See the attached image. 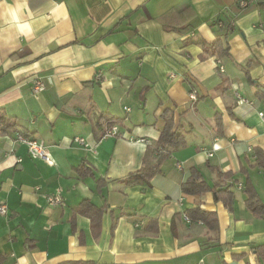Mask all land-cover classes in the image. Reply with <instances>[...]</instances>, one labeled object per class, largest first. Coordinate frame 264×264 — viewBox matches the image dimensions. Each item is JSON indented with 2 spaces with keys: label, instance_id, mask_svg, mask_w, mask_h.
<instances>
[{
  "label": "crops",
  "instance_id": "obj_1",
  "mask_svg": "<svg viewBox=\"0 0 264 264\" xmlns=\"http://www.w3.org/2000/svg\"><path fill=\"white\" fill-rule=\"evenodd\" d=\"M18 3L26 36L6 13ZM217 20L232 27L221 57L207 48ZM166 108L185 145L149 183L118 182L156 162ZM0 110L21 130L0 133V264H264L252 249L264 218L242 191L247 178L264 203V169L253 166V150L264 152V0L242 10L236 0H0ZM103 118L118 136L101 137ZM21 132L48 161L15 140ZM191 168L232 191L231 209L212 188L182 192ZM50 194L61 203L47 204ZM84 200L104 208L96 230ZM196 206L216 213V240L185 221Z\"/></svg>",
  "mask_w": 264,
  "mask_h": 264
},
{
  "label": "trees",
  "instance_id": "obj_2",
  "mask_svg": "<svg viewBox=\"0 0 264 264\" xmlns=\"http://www.w3.org/2000/svg\"><path fill=\"white\" fill-rule=\"evenodd\" d=\"M237 7L238 0H236ZM249 6V5H248ZM247 6V7H248ZM245 7V8H247ZM245 8H240L245 9ZM221 25L219 28V37L212 43L207 45L208 51L215 54L217 57L224 56L228 53L227 46L225 44V39L228 33L232 30L230 23L227 21L217 20L213 22ZM216 24V25H217ZM176 28L177 26H173ZM171 111L166 108L162 114L163 127L159 133L157 139V145L163 147V151L158 154V158L155 163L150 165H143L141 168L135 172L127 174L125 177L118 179L117 181L126 185L135 184L139 182L149 183V180L160 172V167L162 161L170 155V149L175 147H181L185 145V138L180 132H176L173 125V120L171 116ZM264 115V114H263ZM104 122L98 123V128L101 131V137L106 135L107 129L112 125H117V121L110 120L108 118H103ZM214 121L217 127L221 126V118L218 114H215ZM18 124L13 117H6L0 110V133H7L9 130L18 131ZM21 131V130H19ZM23 135L24 132H21ZM24 136L28 137L27 134ZM133 137H138L134 135H128ZM144 138V137H143ZM254 153V163L253 166L260 167L264 169V152L258 148L253 150ZM242 169L241 171H243ZM83 170L81 169V175ZM221 176H230V173L221 174ZM97 183L99 185L103 184L102 179H98ZM214 189L218 199L223 201V204L228 209H231L232 203V191L228 187L219 188L217 184L212 187L203 180L196 168H191L190 176L181 184V190L186 194H201L209 189ZM243 193L245 195V205L248 210L258 218H264V203L261 201L258 193L252 187L249 180L246 178L243 187ZM104 208L101 206H96L88 200H84L81 203V213L86 215L91 221V226L93 230L99 227V222ZM184 215L189 219L190 222H200L202 223L208 231L213 233V239H217L218 233V221L215 212L207 211L201 209L199 206L188 208L184 211ZM156 228V227H155ZM155 228H148L151 231H156ZM253 252L259 259H264V243L257 244L253 246ZM0 262H2V257L0 256ZM58 264H95L90 260H76V261H64Z\"/></svg>",
  "mask_w": 264,
  "mask_h": 264
},
{
  "label": "built area",
  "instance_id": "obj_3",
  "mask_svg": "<svg viewBox=\"0 0 264 264\" xmlns=\"http://www.w3.org/2000/svg\"><path fill=\"white\" fill-rule=\"evenodd\" d=\"M256 1L257 0H238V6H239V8H245L248 5H250L251 3L256 2ZM220 70H222L221 66H220ZM96 77L99 78V75L97 74ZM43 88H44L43 82L41 80H36L32 86V91H33V93H38ZM189 99L192 101L195 100V95L193 93L189 94ZM241 100L244 102H247V100H244L243 98H241ZM248 103H251V102H248ZM259 114H260V116L263 115L262 112H260ZM118 134H119V131H118L117 125H112L111 127H109L107 129V132H106V135H114V136L117 135L118 136ZM120 137H122V135H120ZM127 139H129L130 141H133V142L149 144V140H147L146 138H143V137H137L136 138L133 136H128ZM15 140L20 142V143L26 144V146L28 148V153L31 157L48 161L44 147L37 140L32 139V138H28V137L22 135L21 133H16ZM77 141L79 143H83L82 138H77ZM176 167L180 169L181 164L176 163ZM239 187H240V185L238 186V188ZM45 200H46L47 204H49L51 206L61 203V197L59 194L46 195ZM0 214L3 216L7 215V207L3 204L0 205ZM184 219L186 222H190L187 217H185Z\"/></svg>",
  "mask_w": 264,
  "mask_h": 264
},
{
  "label": "clouds",
  "instance_id": "obj_4",
  "mask_svg": "<svg viewBox=\"0 0 264 264\" xmlns=\"http://www.w3.org/2000/svg\"><path fill=\"white\" fill-rule=\"evenodd\" d=\"M25 5L22 4H16L13 5H6V13L7 16L10 18V23L15 26L18 33L21 35H27L29 31V26L27 23H20L19 22V11L21 7H24Z\"/></svg>",
  "mask_w": 264,
  "mask_h": 264
},
{
  "label": "rangeland",
  "instance_id": "obj_5",
  "mask_svg": "<svg viewBox=\"0 0 264 264\" xmlns=\"http://www.w3.org/2000/svg\"><path fill=\"white\" fill-rule=\"evenodd\" d=\"M136 94H138V91L136 90ZM137 107V106H136ZM136 107L133 106V109H135Z\"/></svg>",
  "mask_w": 264,
  "mask_h": 264
}]
</instances>
